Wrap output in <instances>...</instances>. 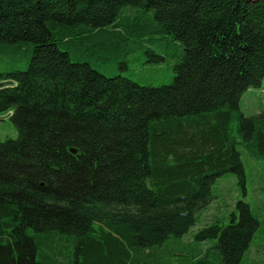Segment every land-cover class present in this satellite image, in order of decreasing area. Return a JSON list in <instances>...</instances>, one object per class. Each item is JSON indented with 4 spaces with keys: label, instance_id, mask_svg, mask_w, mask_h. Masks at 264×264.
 Listing matches in <instances>:
<instances>
[{
    "label": "trees",
    "instance_id": "16d2710c",
    "mask_svg": "<svg viewBox=\"0 0 264 264\" xmlns=\"http://www.w3.org/2000/svg\"><path fill=\"white\" fill-rule=\"evenodd\" d=\"M167 39L171 84L121 74ZM9 55L28 68L0 74L18 133L0 143V264H242L260 227L244 202L194 235L217 240L205 252L182 239L219 177L244 186L240 148L264 161V111L240 108L264 83V0H0Z\"/></svg>",
    "mask_w": 264,
    "mask_h": 264
},
{
    "label": "rangeland",
    "instance_id": "374dc122",
    "mask_svg": "<svg viewBox=\"0 0 264 264\" xmlns=\"http://www.w3.org/2000/svg\"><path fill=\"white\" fill-rule=\"evenodd\" d=\"M163 44L171 52V55L165 56L161 61L152 62L148 55L149 51L131 54L127 58V62L130 64L129 69L121 74L143 86L160 87L171 84L175 75L173 68L177 61L175 57L177 46L169 39ZM147 47L156 55L161 52L158 42L147 45ZM13 61L18 62L19 60L11 59L10 55L0 56V74L27 70L28 65L23 66L21 63L14 65ZM240 108L246 117L264 111V83L260 89H250L243 94ZM17 136V130L10 117L0 114V143L7 139H16ZM240 152L246 177L244 186L240 184L238 177L234 174L219 177L213 186L214 200L200 213L197 224L184 236L182 244H196L205 252L217 240H205L198 243L194 242V235L209 224L230 225L233 221V214L238 221L240 211L237 204L244 202L249 205L260 227L242 260V264H264V161L250 157L242 148H240ZM189 257H192V254H189Z\"/></svg>",
    "mask_w": 264,
    "mask_h": 264
},
{
    "label": "water",
    "instance_id": "95a60500",
    "mask_svg": "<svg viewBox=\"0 0 264 264\" xmlns=\"http://www.w3.org/2000/svg\"><path fill=\"white\" fill-rule=\"evenodd\" d=\"M72 152H74V153H75V152H76V150H73V149H72Z\"/></svg>",
    "mask_w": 264,
    "mask_h": 264
}]
</instances>
